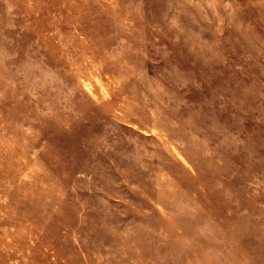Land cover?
<instances>
[{
    "label": "rangeland",
    "instance_id": "374dc122",
    "mask_svg": "<svg viewBox=\"0 0 264 264\" xmlns=\"http://www.w3.org/2000/svg\"><path fill=\"white\" fill-rule=\"evenodd\" d=\"M0 264H264V0H0Z\"/></svg>",
    "mask_w": 264,
    "mask_h": 264
}]
</instances>
